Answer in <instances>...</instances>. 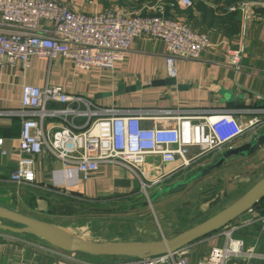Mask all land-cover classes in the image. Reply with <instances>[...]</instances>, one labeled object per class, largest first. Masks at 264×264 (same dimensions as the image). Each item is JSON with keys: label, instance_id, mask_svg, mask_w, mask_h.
I'll return each instance as SVG.
<instances>
[{"label": "crops", "instance_id": "obj_1", "mask_svg": "<svg viewBox=\"0 0 264 264\" xmlns=\"http://www.w3.org/2000/svg\"><path fill=\"white\" fill-rule=\"evenodd\" d=\"M64 1L70 8L88 14L112 9L127 15H156L157 9L161 7L167 17L189 23L194 30L208 34L210 41L198 61H182L178 64L176 79L167 75L164 43L148 37L135 39L130 53L123 62L116 64L113 72L98 69L80 72L62 59L50 65L47 61L34 58L28 71H24L20 65L0 67V140H3L0 145L1 198L12 201V191H20L22 196L16 197L17 200H23L24 203L32 200L36 207L39 206V212L58 215L70 210L68 204L72 202L111 203L115 199L138 195L141 188V180L135 174L116 165H102L86 184L58 188L53 182L52 172L61 166L50 154L36 158L34 187L11 184L9 177L20 158L22 119L10 113L23 108L25 84L39 88L48 83L61 86L67 93L82 96L105 108L145 112L166 110L177 114H219L228 111L243 124H247L253 116L250 111L264 109V4L253 5L247 12H230L229 6L253 0H192V8H186L178 0ZM239 49L242 50V60L235 66L231 62V53ZM170 80L175 82L167 83ZM51 107L63 108L57 104ZM84 122V119L77 120L79 125ZM61 123L57 118L46 119L44 128L48 131ZM144 125L151 127L152 123L145 121ZM175 125V121L162 124L166 128ZM260 135H264V124L238 139L232 147L248 144ZM224 152L199 159L189 170L166 176L163 183L178 180L184 174L195 175L215 164ZM192 154H197V150H193ZM172 167L163 165L158 157L147 158L146 170L151 179L164 176ZM263 168L264 148L227 159L220 168L202 178L208 179L214 186L211 192L201 197L202 204H207V208L215 207L242 191L235 202L262 179L257 180V177ZM72 177L75 178V173ZM178 182L182 181L172 185ZM58 199L63 203L56 202ZM263 218L264 200L254 208L253 213L248 212L222 230L185 247L188 262L199 264L206 261L214 248L226 246V234L233 230L232 238L244 243L243 257L237 263L264 264ZM40 220L58 225L46 218ZM140 220L148 223L138 222ZM134 222L136 225L132 232L137 237L129 241H146L137 238L158 234L155 226L158 222L153 225L147 217H139ZM166 224L162 239L174 237H170L168 232L176 229V220L167 218ZM58 226L70 230L69 227ZM120 240V236L113 239L117 242ZM71 256L79 258L76 254L56 250L34 237L0 230V264H57Z\"/></svg>", "mask_w": 264, "mask_h": 264}, {"label": "built area", "instance_id": "obj_2", "mask_svg": "<svg viewBox=\"0 0 264 264\" xmlns=\"http://www.w3.org/2000/svg\"><path fill=\"white\" fill-rule=\"evenodd\" d=\"M178 1L186 8L194 6L192 0ZM258 4H264V0L232 5L228 10L247 12ZM157 11L156 15H127L108 9L88 14L70 8L64 0H0V67L20 65L28 71L34 58L50 65L62 59L80 72H113L130 53L134 40L148 37L164 43L166 72L169 78L176 79L178 64L198 61L210 38L189 23L167 17L161 7ZM241 60L242 50L231 53L233 65H239ZM55 104L63 108H52ZM22 106L20 111L10 113L22 119L20 158L9 177L17 187H34L36 158L50 154L61 166L52 172L58 188L86 184L102 165H116L135 174L141 180V189L148 193L166 176L189 170L212 153L233 148L234 142L264 124V109L250 111L253 116L247 124L228 111L177 114L166 110H121L99 107L92 100L49 83L43 88L25 84ZM50 118L60 119L62 125L46 131L44 122ZM78 119L85 122L79 125ZM145 121L151 122V127H146ZM167 121H175V127H163ZM193 150L197 154H192ZM151 156L172 169L151 179L146 170ZM253 212L254 209L249 211ZM232 231L226 234V246L214 248L199 264H238L244 243L232 238ZM186 255L182 249L145 264H191ZM57 264L93 263L71 256Z\"/></svg>", "mask_w": 264, "mask_h": 264}, {"label": "rangeland", "instance_id": "obj_3", "mask_svg": "<svg viewBox=\"0 0 264 264\" xmlns=\"http://www.w3.org/2000/svg\"><path fill=\"white\" fill-rule=\"evenodd\" d=\"M192 176L193 175L188 176V174H184L178 180L174 181L172 179L164 181L160 186H155L147 191L148 193L140 188L138 195L120 198V200L115 199L114 202L111 203L105 201H98L95 203L82 201L72 202L68 204V209L70 210L64 214L60 213L58 215L55 213L45 214L39 212V206L36 207L32 200H28L25 203L23 200H17L16 197H21L22 192L19 191L17 193L16 190L12 191L14 200L11 201L7 200V198L3 199L0 197V201L3 206L9 209L30 215L37 219H49L50 221L58 223V225L69 227L70 231L87 240L97 242H115L113 239L117 236L121 237L119 242L136 239L137 235L132 232L136 225L134 220L139 217H147L151 220L153 225L158 222V224L155 225L158 234L152 233L137 239L142 238L146 241H153L155 239L159 241L162 239L161 234L164 228L167 227V218H174V220H176V229H170L168 232L170 237L176 236L226 208L242 194L241 191L234 197L225 199L221 204L207 208V204H202L201 197L211 192L214 186L211 185L208 179L202 180L204 177L202 176L189 182L185 186L177 188L171 193L172 195H166L159 198L156 202L149 204L148 199H151L153 195L164 186L166 187L169 184L172 185V183L176 181H187ZM263 177L264 168L260 171L257 180ZM19 189L20 188L17 190ZM58 201L63 203L61 199H58L56 202ZM141 204H146V206L135 209L136 206ZM34 207H36V209H34ZM78 257L81 260L90 262L80 256ZM107 263L118 264L120 261Z\"/></svg>", "mask_w": 264, "mask_h": 264}, {"label": "water", "instance_id": "obj_4", "mask_svg": "<svg viewBox=\"0 0 264 264\" xmlns=\"http://www.w3.org/2000/svg\"><path fill=\"white\" fill-rule=\"evenodd\" d=\"M174 82L175 80H170L167 83ZM263 148L264 135L256 136L251 142L243 146L231 148L224 152L215 164L200 170L189 180L158 190L151 199H148L149 204L156 202L159 198L170 194L177 188L185 186L189 182L220 168L231 157L244 156L248 152L253 153ZM263 200L264 178L258 181L238 200L213 216L172 238H164L159 241L97 242L84 240L66 228L28 216L2 205H0V230L18 236L34 237L68 254H80L95 258H117L122 260L120 262L122 264H145L155 257L178 252L193 242L222 230L254 209ZM145 206L146 204H141L136 206L135 209ZM138 222L148 223V221L142 220Z\"/></svg>", "mask_w": 264, "mask_h": 264}, {"label": "trees", "instance_id": "obj_5", "mask_svg": "<svg viewBox=\"0 0 264 264\" xmlns=\"http://www.w3.org/2000/svg\"><path fill=\"white\" fill-rule=\"evenodd\" d=\"M77 256H80L81 258L87 259L93 264H108L107 262H115V261H122L121 259L117 258H95V257H89V256H84L77 254Z\"/></svg>", "mask_w": 264, "mask_h": 264}, {"label": "bare ground", "instance_id": "obj_6", "mask_svg": "<svg viewBox=\"0 0 264 264\" xmlns=\"http://www.w3.org/2000/svg\"><path fill=\"white\" fill-rule=\"evenodd\" d=\"M70 231V230H69ZM70 232H72V231H70ZM72 233H74V232H72ZM81 237V236H80ZM82 239H84V240H87L86 238H84V237H81Z\"/></svg>", "mask_w": 264, "mask_h": 264}]
</instances>
